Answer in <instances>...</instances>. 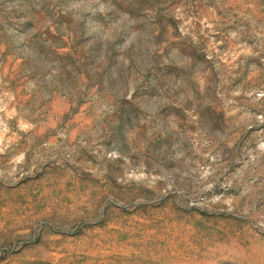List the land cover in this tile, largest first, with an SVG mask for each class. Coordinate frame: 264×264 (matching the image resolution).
<instances>
[{
	"label": "rangeland",
	"instance_id": "374dc122",
	"mask_svg": "<svg viewBox=\"0 0 264 264\" xmlns=\"http://www.w3.org/2000/svg\"><path fill=\"white\" fill-rule=\"evenodd\" d=\"M0 264H264V0H0Z\"/></svg>",
	"mask_w": 264,
	"mask_h": 264
}]
</instances>
